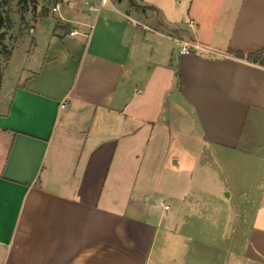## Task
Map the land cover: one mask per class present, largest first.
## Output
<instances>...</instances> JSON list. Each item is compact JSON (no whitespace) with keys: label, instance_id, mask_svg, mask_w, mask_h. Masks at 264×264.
Segmentation results:
<instances>
[{"label":"crops","instance_id":"1","mask_svg":"<svg viewBox=\"0 0 264 264\" xmlns=\"http://www.w3.org/2000/svg\"><path fill=\"white\" fill-rule=\"evenodd\" d=\"M134 1L37 0L2 64L0 264H264V224L232 227L196 205L210 176L166 172L171 146L239 151L264 114V64L236 54L264 50V0Z\"/></svg>","mask_w":264,"mask_h":264},{"label":"rangeland","instance_id":"2","mask_svg":"<svg viewBox=\"0 0 264 264\" xmlns=\"http://www.w3.org/2000/svg\"><path fill=\"white\" fill-rule=\"evenodd\" d=\"M32 8L30 2L20 5L18 0H10L9 5L4 7L12 19L4 50L13 49L15 61L20 59L25 49L22 39L30 37L31 34ZM25 13L29 19L27 23L24 20ZM0 60L1 64L6 60L3 54H0ZM244 138L239 151L209 145L194 146L189 150H176L171 146L168 150L170 155L175 156L169 160L170 171H166L167 173L179 174L186 179L190 175L210 176L207 181L199 183L207 185L208 187L204 189L211 188L212 191L210 194L200 192L196 196V205H214L218 208L217 210L226 211V222L232 227L239 226L241 223L264 224V202H262L264 199V114H250ZM248 141L256 142L261 146L255 148V154H245L246 147L252 145ZM175 161H178L177 165L174 164ZM216 190L218 193H214ZM180 192L184 196L186 186L183 189L180 188ZM247 195H249L248 198ZM222 196L223 201L220 199ZM149 204L157 215H160L163 213L164 205H171L172 202L161 194H157L156 197H151ZM219 215L221 214H218V217Z\"/></svg>","mask_w":264,"mask_h":264},{"label":"trees","instance_id":"3","mask_svg":"<svg viewBox=\"0 0 264 264\" xmlns=\"http://www.w3.org/2000/svg\"><path fill=\"white\" fill-rule=\"evenodd\" d=\"M129 1L133 6H137L139 8L142 7V6H138L137 2H135L134 0H129ZM9 2L10 0H0V54H3L6 60L9 58L10 53H11V49L7 51V50H4V48H5V41L8 35L7 31L11 27L12 19L7 14V12L4 10V7L5 5H9ZM27 2H30L33 7L37 5V0H18V3L20 5H24ZM142 8L145 9L146 7H142ZM24 11H25V8H24ZM32 11H33V8H32ZM236 54L240 57H246L250 61H253V62L259 61L261 64H264V50H261L253 54H248L246 56L241 52H236ZM1 67H2V64L0 60V86H1Z\"/></svg>","mask_w":264,"mask_h":264},{"label":"built area","instance_id":"4","mask_svg":"<svg viewBox=\"0 0 264 264\" xmlns=\"http://www.w3.org/2000/svg\"><path fill=\"white\" fill-rule=\"evenodd\" d=\"M110 0H101V6L109 3ZM59 9V4H57L56 6L53 7V11H57ZM134 24H138L137 22L133 21ZM189 25L191 27L196 26V23L191 20L189 21ZM77 33V31L75 29H73L72 31H70V35L74 36ZM177 47H176V53L177 54H196V55H201V54H210L211 50L209 48H207L206 46L198 43V42H194V41H190V40H185V39H180V38H176L175 39Z\"/></svg>","mask_w":264,"mask_h":264},{"label":"water","instance_id":"5","mask_svg":"<svg viewBox=\"0 0 264 264\" xmlns=\"http://www.w3.org/2000/svg\"><path fill=\"white\" fill-rule=\"evenodd\" d=\"M36 7V6H35ZM228 195V194H227Z\"/></svg>","mask_w":264,"mask_h":264}]
</instances>
